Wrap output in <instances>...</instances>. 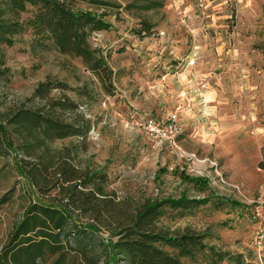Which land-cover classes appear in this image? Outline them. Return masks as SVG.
I'll return each mask as SVG.
<instances>
[{
	"label": "rangeland",
	"instance_id": "obj_1",
	"mask_svg": "<svg viewBox=\"0 0 264 264\" xmlns=\"http://www.w3.org/2000/svg\"><path fill=\"white\" fill-rule=\"evenodd\" d=\"M68 2L102 14L109 24L89 39L112 72L108 90L80 58L36 46L28 31L1 50L0 124L19 108L45 104L32 96L39 83L64 84L68 90H53L50 97L67 98L77 110H58V117L74 121L81 114L90 128L82 139L51 143L52 155L67 149L77 169L104 172L107 198L125 210L153 199L204 200L184 217L169 212L158 227L205 235L208 247L230 256L219 264H258L251 215L264 188V0ZM142 22L150 25L148 32ZM128 111L159 120L175 114L183 157L115 119ZM20 143L9 128L0 134V250L29 205L55 201L54 191L37 190L19 169L34 160ZM180 173L204 184L185 181ZM72 220L91 222L79 213ZM109 235L101 228L88 243L94 264H110L106 242L116 238ZM67 244L70 260L79 264L73 237ZM184 262L204 263L202 257Z\"/></svg>",
	"mask_w": 264,
	"mask_h": 264
},
{
	"label": "trees",
	"instance_id": "obj_2",
	"mask_svg": "<svg viewBox=\"0 0 264 264\" xmlns=\"http://www.w3.org/2000/svg\"><path fill=\"white\" fill-rule=\"evenodd\" d=\"M141 24V30L148 32L150 25ZM109 28L102 14L79 10L68 0H1L0 66L4 65L2 47L13 46L14 37L29 31L36 46H50L59 54L80 58L108 90L112 72L91 49L89 39L93 33ZM4 74L0 71V77ZM56 89L68 87L49 80L39 83L32 96L45 104L19 108L4 117L5 126L0 124V134H6L9 128L20 139L19 147L25 155L34 159L32 163L19 164L24 177L45 195L55 192L53 203L38 201L27 207L0 250V264H77L70 260V237L77 245L78 263L94 264L88 243L101 228L116 238L106 242L110 264L119 260L124 264H186L184 261L197 263L199 257L203 264H219L230 259L227 253L208 247L203 234L190 229L171 233L158 227L169 212L184 217L203 205L204 200L185 196L153 199L125 210L107 198L104 172L90 167L77 169L67 160V149L52 155L51 143L70 137L82 139L90 128L81 114H76L74 121L58 117L56 111L74 112L77 105L67 98H51L50 93ZM180 175L185 181L204 184L202 179ZM77 213L91 222L78 225L72 220ZM98 240L103 242L102 238Z\"/></svg>",
	"mask_w": 264,
	"mask_h": 264
},
{
	"label": "built area",
	"instance_id": "obj_3",
	"mask_svg": "<svg viewBox=\"0 0 264 264\" xmlns=\"http://www.w3.org/2000/svg\"><path fill=\"white\" fill-rule=\"evenodd\" d=\"M115 119L126 127L139 131L150 143L158 148H169L178 157H183L177 138L181 129L175 114L169 113L165 120H159L152 116L128 111L124 115L115 113ZM216 175L220 174L215 170ZM223 182V181H222ZM260 197L254 201L251 220L254 224L253 248L255 260L258 264H264V188Z\"/></svg>",
	"mask_w": 264,
	"mask_h": 264
}]
</instances>
